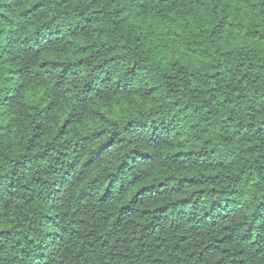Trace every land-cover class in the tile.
<instances>
[{
  "label": "clouds",
  "instance_id": "obj_1",
  "mask_svg": "<svg viewBox=\"0 0 264 264\" xmlns=\"http://www.w3.org/2000/svg\"><path fill=\"white\" fill-rule=\"evenodd\" d=\"M0 264H264V0H0Z\"/></svg>",
  "mask_w": 264,
  "mask_h": 264
}]
</instances>
